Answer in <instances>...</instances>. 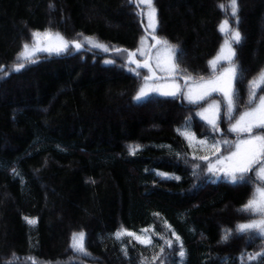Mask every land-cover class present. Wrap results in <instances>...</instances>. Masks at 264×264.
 <instances>
[{
  "label": "trees",
  "instance_id": "1",
  "mask_svg": "<svg viewBox=\"0 0 264 264\" xmlns=\"http://www.w3.org/2000/svg\"><path fill=\"white\" fill-rule=\"evenodd\" d=\"M237 5L234 17L230 0H153L156 35L177 47L175 75L190 76L187 83L212 76L218 26L231 17L242 36L233 120L248 109L249 81L264 68V0ZM136 9L133 0H0V74L14 68L34 31L135 50ZM138 88L117 64L76 53L38 57L0 81V264H264L248 258L264 251V238L237 231L251 219L245 205L261 182L254 171L237 184L216 178L205 170L228 146L213 152L196 142H234L224 110L214 133L196 118L200 104L135 102ZM185 132L195 136L191 146ZM125 230L152 243L115 237ZM81 232L88 255L71 249Z\"/></svg>",
  "mask_w": 264,
  "mask_h": 264
},
{
  "label": "snow or ice",
  "instance_id": "2",
  "mask_svg": "<svg viewBox=\"0 0 264 264\" xmlns=\"http://www.w3.org/2000/svg\"><path fill=\"white\" fill-rule=\"evenodd\" d=\"M139 4H143L147 8V18L150 26L155 33V17L156 9L153 6V0H139ZM231 14L232 16L237 15V0H230ZM229 25L227 21H224L220 27L222 33L227 32ZM152 39L155 41V44L160 46L162 49V54L165 57L163 63L161 62V53L158 50V55L156 57L157 67H160L163 71L174 75L178 71V64L174 62L175 55L177 53V47L169 44L166 39L157 38L155 34L152 35ZM242 36L239 30L230 32V40L225 42L224 47L220 49V53L211 61H209L210 66L215 71L216 66L220 61H226L228 66L224 70L214 76L212 79L203 80L199 83H193L192 86H188L187 81L191 79L190 76L185 77V87L187 88L186 98L190 103L197 104L201 101L206 100L211 97L213 93L221 94L225 102L226 108V118L230 122L228 128L229 132L236 134L237 139L235 142H229L227 140L213 141L211 144L207 140L196 141L198 144L205 146L207 145L212 149L213 152H219L220 145L223 143L227 145L230 154L224 156L223 158L217 156L216 164L209 162L207 171L215 175L216 171H222L226 180L232 184L241 183L245 180V177L248 173L252 172L256 168L255 176L256 179L264 182V134H255L254 129H264V95L259 96L257 100V89L264 85V70L260 71L259 77L249 81V94H248V104L249 107L246 111L239 115L238 118L233 120V112L235 107V92H234V81L239 75V66L235 63V50L232 47V42L239 44L241 42ZM33 46L30 47L28 43H25L22 46L21 53L18 54V59L21 61L35 63L36 61L33 57L36 56L38 52H48L60 54L68 50L70 44L76 50L81 48V44L75 41H67L61 34H53L51 31H45L43 33L39 31H34L32 33ZM86 42L92 47L100 48L104 51H108L107 47L103 44H100L92 38H86ZM143 44V41H141ZM117 51H120L117 49ZM140 54L145 56L146 59L143 63H139L134 59L136 53H128V63L136 64L137 68H147L151 73L153 72L152 67L150 66V61L152 57L144 51L143 48L140 50ZM106 63H112V61H105ZM25 63L21 62L14 65V71L19 72L25 67ZM154 79L153 76L146 77V80ZM153 91H157L160 95L163 96H172L175 97L179 91V86L175 83H170L164 85L162 88H154ZM148 95V89L142 87L139 90V93L136 95L135 99L140 101ZM221 104L213 100L206 108L198 112L197 115L200 119L205 120L210 126L212 132H219L220 126L218 123L220 115ZM190 119V118H189ZM187 126V122H186ZM185 138L189 140V146L191 142L195 140L194 134L185 132ZM234 148V151L231 149ZM138 150V147L133 149L131 154H135V151ZM203 159L207 160V156L196 157L193 156V159ZM258 166V168H257ZM199 168V165H193V175L196 174V170ZM163 175V174H162ZM245 210H251L252 212L259 215V219L253 220L250 223H242L238 226L237 231L240 234L247 233L249 231H255L259 234L260 237L264 238V186H258L255 188V195L252 199L248 200L245 205ZM28 223H35L34 220H28ZM147 232L148 229L142 230ZM123 235L134 236L135 240L141 244H151L152 240L148 236L136 235L132 232L117 231L115 237L119 239ZM231 233L226 232L222 237L223 240L227 241ZM179 240V237H176ZM85 234L84 233H74L71 238V247L74 251L88 255L84 246ZM168 247H171V242H168ZM163 252V248H161ZM126 253V250H125ZM178 256L181 261L185 257V252L183 246L181 245L180 250L178 251ZM261 257H264V251L258 253L248 254L250 261L259 260ZM31 264H36L34 257L27 258ZM15 264V258L11 262Z\"/></svg>",
  "mask_w": 264,
  "mask_h": 264
},
{
  "label": "rangeland",
  "instance_id": "3",
  "mask_svg": "<svg viewBox=\"0 0 264 264\" xmlns=\"http://www.w3.org/2000/svg\"><path fill=\"white\" fill-rule=\"evenodd\" d=\"M133 4L136 6V10L138 12V16L140 18V25H141V29H142V34H141V37H140V40H139V44L137 46V48L135 50H125V49H120V48H115V49H110L108 48L105 44L97 41L96 39L92 38V37H81L79 40H76L75 42L77 43H80L81 44V48L79 50H76L74 47L69 46L68 50L65 51V52H62L60 54H56V53H48V52H38L36 54L35 57H33V59L36 61V59L38 57H42V56H58V55H61V54H74L76 53V55H80V57H84V56H88L89 54H93L95 55L96 57H100L101 61L104 63V64H107V65H114V64H117L118 66L122 67L125 71H129L131 72L132 74L136 75L137 76V79L139 80V88H138V91L137 93L135 94L134 96V101L135 102H142L144 100H146L147 98L149 97H152V96H155V97H162V98H179L181 101H183L184 103H187V104H191V105H198L200 104V107L197 106V113L202 111L204 108H206L208 106V104H210L213 100H215L217 103H220L221 104V108H220V115H219V119H220V116L222 114V111L224 110L223 113L226 112V108H225V102L223 100V97L221 94H218V93H213L211 97L207 98L206 100L204 101H201L197 104H193V103H190L189 100L186 98V94H187V88L185 87V81H180L176 75H170L169 73L163 71L160 67H157V64H156V57L158 55V50L160 51L161 53V62L163 63L165 57L163 56L162 54V49L160 46L156 45L155 44V41L152 39V35L155 34L156 35V29H157V19L155 17V33H153V29L152 27L150 26L149 24V21H148V18H147V15H146V12H147V8L145 5L143 4H139V0H133ZM224 21H227L228 22V25H229V29L227 32L225 33H222L220 31V27L222 25V23ZM234 24L232 22V19L230 16L228 17H225V20H223L219 26H218V31L219 33L223 36L222 37V41L219 45V48L216 52V54L209 60H213L219 53H220V49L222 47H224L225 45V42L226 41H229L230 40V32L231 31H235L236 29L234 28ZM48 31H51V30H48ZM53 34H55L56 32L54 31H51ZM157 36V35H156ZM29 39H27L23 45L25 43H28L30 47L33 46V40H32V36L31 37H28ZM86 38H92V40L100 43V44H103L105 47H107L108 51H104L100 48H95V47H92L90 44H88L86 42ZM158 38V36H157ZM31 39V40H30ZM67 40V39H66ZM69 41V40H67ZM141 41H143V44L141 43ZM69 42H72V41H69ZM234 44H236L235 42H232V47L234 48ZM143 48L144 51H146L151 57H152V60L150 61V66L152 67L153 69V72H149L147 68H137L136 67V64H129L127 61H128V53L129 52H134L136 53V56L134 57L135 60H137L139 63H143L146 59L145 56L141 55L140 54V49ZM117 49H119L120 51H117ZM235 50V49H234ZM22 51V50H21ZM21 53V52H20ZM105 61H112V63H106ZM21 62H24L26 66L30 65L31 62H26V61H21V60H17V64L18 63H21ZM25 66V67H26ZM208 66H209V69L210 71L212 72V76L206 78V79H203V80H208V79H212L214 78V76L220 72H222L224 70V68H226L228 66L227 62L226 61H220L218 63V65L216 66V69L215 71L213 70V68L210 66L209 62H208ZM14 68H9L7 71L3 72L2 74H0V81L5 78L6 76L9 75L10 72H15L13 70ZM264 70V68L262 69ZM154 74V79H148L146 80V77H149V76H153ZM260 74V73H259ZM259 74L257 75V77L255 79H257L259 77ZM201 81V80H200ZM200 81H197L195 83H199ZM170 83H175L179 86V91L177 93V95L175 97H172V96H163V95H160L159 92L157 91H153L152 89L154 88H162L164 85L166 84H170ZM194 82H188V86H192ZM144 87V88H147L148 89V95L146 97H144L143 99H141L140 101H137L135 99L136 95L139 93V90ZM257 100L259 98V96L261 95H264V85H262L260 88L257 89ZM243 113V112H242ZM240 113V114H242ZM236 116V118L239 117V115ZM196 118L199 119L200 121L204 122L205 124H207L208 126H210L205 120H202L200 119V117L196 114ZM219 119H218V123H219ZM235 122V119L232 121V123ZM230 126V123L228 125L227 128H229ZM211 127V126H210ZM258 129H254V133L255 134H263V129H260L258 131H256ZM218 134H221V131L217 132ZM231 134H233L234 136V142L236 141L237 139V136L236 134L230 132ZM234 151V148L233 150ZM230 154V153H229ZM227 154V155H229ZM226 155V156H227ZM217 160L212 162V164H216ZM258 168V166H257ZM256 168H254V173L256 172ZM207 171V170H205ZM253 173V175H254ZM213 175V174H212ZM216 178L218 179H221L223 181H226V178L224 177V174L222 171H216L215 175ZM245 179H249V176L247 175L245 177ZM261 182L260 184H255V186L253 187V191H252V197L251 199L253 198V196L255 195V188L258 187V186H264V182L260 181ZM230 183V182H229ZM247 214H249V217L251 218L249 221H246V222H242V223H250L251 221L253 220H256V219H259V215L252 212L251 210H246ZM240 223V224H242ZM239 224V225H240ZM255 232V231H254ZM256 234H258L257 232H255ZM259 235V234H258ZM73 253L76 255V254H79V252L77 251H74L73 248L71 247ZM24 263L23 264H31L30 261H27L24 259ZM12 261H10L9 264H11ZM15 264H22L20 262H15Z\"/></svg>",
  "mask_w": 264,
  "mask_h": 264
}]
</instances>
